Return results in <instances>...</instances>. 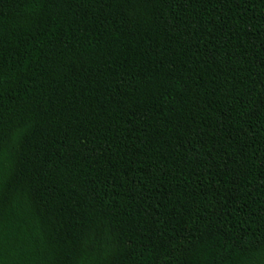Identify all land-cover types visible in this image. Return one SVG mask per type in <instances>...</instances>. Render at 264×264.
I'll return each mask as SVG.
<instances>
[{
	"label": "trees",
	"instance_id": "1",
	"mask_svg": "<svg viewBox=\"0 0 264 264\" xmlns=\"http://www.w3.org/2000/svg\"><path fill=\"white\" fill-rule=\"evenodd\" d=\"M0 264H264V0H0Z\"/></svg>",
	"mask_w": 264,
	"mask_h": 264
}]
</instances>
